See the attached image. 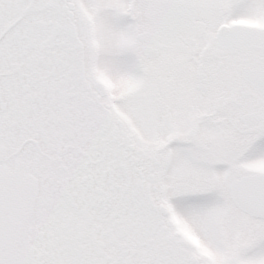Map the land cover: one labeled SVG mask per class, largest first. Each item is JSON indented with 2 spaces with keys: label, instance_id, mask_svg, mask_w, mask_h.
<instances>
[{
  "label": "snow or ice",
  "instance_id": "6c2138e0",
  "mask_svg": "<svg viewBox=\"0 0 264 264\" xmlns=\"http://www.w3.org/2000/svg\"><path fill=\"white\" fill-rule=\"evenodd\" d=\"M0 264H264V0H0Z\"/></svg>",
  "mask_w": 264,
  "mask_h": 264
}]
</instances>
